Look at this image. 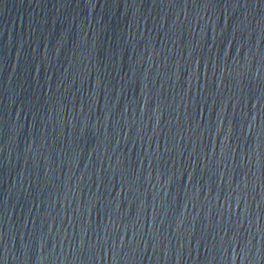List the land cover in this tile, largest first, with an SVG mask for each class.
<instances>
[{"label":"water","instance_id":"95a60500","mask_svg":"<svg viewBox=\"0 0 264 264\" xmlns=\"http://www.w3.org/2000/svg\"><path fill=\"white\" fill-rule=\"evenodd\" d=\"M0 264H264V0H0Z\"/></svg>","mask_w":264,"mask_h":264}]
</instances>
